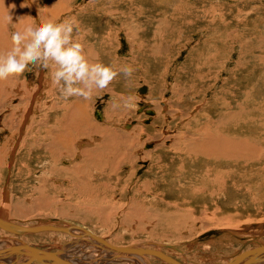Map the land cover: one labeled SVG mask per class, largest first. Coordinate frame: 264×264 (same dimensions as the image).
I'll return each mask as SVG.
<instances>
[{
  "label": "rangeland",
  "instance_id": "rangeland-1",
  "mask_svg": "<svg viewBox=\"0 0 264 264\" xmlns=\"http://www.w3.org/2000/svg\"><path fill=\"white\" fill-rule=\"evenodd\" d=\"M26 6L37 24L40 13L43 20L74 18L91 60L117 69L131 65L135 71L131 77L120 72L106 89H95L91 100L69 97L67 106L54 112L47 106L61 95L49 70L30 66L22 75L0 81V216L20 226L73 224L121 246H158L181 264H223L264 246V227L248 228L264 222V0H0V53L12 47L11 33L24 28L15 10ZM9 12L11 24L3 19ZM190 86L198 91L191 111L203 112L199 121L206 123L205 134L214 136L212 130L222 128L233 141L227 146L239 151L229 165L222 161L231 157L216 159L217 166L210 165L211 159L207 166L188 165L191 158H178L168 145L174 140L170 135L192 114L182 110ZM32 92L26 110L30 125L27 114L16 134L21 99ZM128 96L139 98L133 109L123 106ZM75 99L83 121L68 106ZM143 105L154 115L138 112ZM234 111L241 123H233ZM58 118L60 135L74 133L75 139L66 140L70 151L52 146L50 137L39 141L35 136L54 125L58 129ZM0 233L4 242L7 232L0 227ZM21 241L63 253L76 264H164L157 257L112 254L88 235L40 231Z\"/></svg>",
  "mask_w": 264,
  "mask_h": 264
},
{
  "label": "bare ground",
  "instance_id": "bare-ground-1",
  "mask_svg": "<svg viewBox=\"0 0 264 264\" xmlns=\"http://www.w3.org/2000/svg\"><path fill=\"white\" fill-rule=\"evenodd\" d=\"M12 1V0H11ZM242 1H245V0H242ZM34 2V1H33ZM238 2H241V0H238ZM158 7V6H157ZM17 8V7H16ZM48 9H50V8H48ZM40 10V9H39ZM16 12H17V17H18V19L20 20V27L22 28V27H25L26 25H28V24H37V23H35V18L33 17V16H31V14H30V12H29V8L26 6V7H22V8H18V9H16L15 10ZM50 11H51V9H50ZM215 14V13H214ZM13 15H15L16 16V14H13ZM39 17V19L42 21L43 19H42V17H41V13H40V16H38ZM126 17V16H125ZM170 17V16H169ZM174 19V18H173ZM165 20V19H164ZM172 20V19H171ZM154 21V20H153ZM156 21V20H155ZM166 23L168 24V22H167V20H166ZM19 24V23H18ZM159 24V23H158ZM22 25V26H21ZM166 27V26H165ZM170 27V26H169ZM168 27V28H169ZM20 28V29H21ZM167 28V29H168ZM23 30V29H22ZM164 30V29H163ZM162 30V31H163ZM166 30V29H165ZM171 30V29H170ZM169 30V31H170ZM167 31V30H166ZM172 32H173V30H172ZM171 33V32H170ZM168 34H169V32H168ZM158 35V34H157ZM172 35V34H171ZM162 36V35H161ZM160 36V37H161ZM167 36V35H166ZM163 38V37H162ZM169 38V37H168ZM158 39V38H157ZM161 40V39H160ZM156 41V40H155ZM158 44H159V42H158ZM146 46V45H145ZM169 47V46H168ZM148 50V49H147ZM149 51V50H148ZM155 50H153V52H154ZM160 52V51H159ZM92 54V53H91ZM49 86V85H48ZM13 87V86H12ZM183 88L185 87V86H182ZM177 87H175V89H176ZM188 88V87H187ZM185 89L184 91H185V93H184V95L186 94V92L187 91H189V95H187V96H190V99L189 100H187V106L184 108L183 107V109L182 110H184V115H186L187 113H192V111H191V107H192V103H193V101H192V99L196 96V94H197V92L198 91H196V87H194V86H190V88H188V89ZM34 90H35V88H34ZM187 90V91H186ZM250 90V89H249ZM14 91V90H13ZM27 91V90H26ZM26 91H24V92H26ZM10 93V92H9ZM14 93H15V91H14ZM242 93V92H241ZM248 93V92H247ZM8 94V93H7ZM6 94V95H7ZM244 94H245V92H244ZM26 95H28V96H26V99H25V96H23L22 97V99H21V101L22 102H24V108L22 109V112H21V115H20V119L18 120V124H17V126H16V131H15V133L17 134L18 133V131H19V128L21 127V124H23V123H25L26 122V119H27V114H28V120H27V122L29 121V120H31L32 119V116H29V113H27V111H29V106H30V104H31V101H32V95H33V92L32 93H26ZM247 95V94H246ZM22 96V95H21ZM180 96H182V94L180 95ZM236 96V95H235ZM7 97V96H6ZM185 97V96H184ZM246 98H248V97H246ZM59 100H57L56 102L54 101L53 103H51L49 106H47V108H48V110L50 109L51 111H53V110H55V109H61V110H63V108H65V106H67L66 105V103H67V101L68 100H65V99H63L62 97H60V98H58ZM243 99H244V97H243ZM25 100V101H24ZM76 100V99H75ZM64 101V102H63ZM182 101V100H181ZM62 102V103H61ZM69 102V101H68ZM72 102V101H71ZM246 103V102H245ZM4 104V103H3ZM180 104L181 103H177V107L179 108V106H180ZM227 104V103H226ZM71 105L73 106V107H75V111H77L78 110V112H79V115H78V117H79V121H83L84 119H82V107H80V103H79V100H76L75 102L73 101L70 105L68 104V106H70L71 107ZM238 105H240V104H238ZM19 106V105H18ZM243 106V105H242ZM264 106V105H263ZM44 107V106H43ZM69 107V108H70ZM146 107H148V106H146ZM239 107V106H238ZM31 108V107H30ZM237 108V107H236ZM253 109V108H252ZM15 109H13V111H14ZM27 110V111H26ZM32 110H34V107H33V109H31V111ZM239 110V109H238ZM240 110H242V107L240 106ZM250 110H251V108H250ZM254 110V109H253ZM252 110V111H253ZM259 110V109H258ZM257 110V111H258ZM261 110V109H260ZM262 110L264 111V108H262ZM9 111V110H8ZM69 111H71V110H69ZM153 111V110H152ZM243 111V110H242ZM34 112V111H33ZM54 112V111H53ZM219 112V111H218ZM236 111H234V112H232V119H233V123L234 122H239V123H241V121L240 120H237L238 119V114L237 113H235ZM240 112V111H239ZM245 112V111H244ZM248 111L246 110V113H247ZM14 113V112H13ZM13 113H11L12 115H13ZM146 113V112H145ZM249 113V112H248ZM10 114V115H11ZM147 114V113H146ZM237 114V115H236ZM10 115H8V118L10 119V118H12V117H14V116H10ZM147 115H149V114H147ZM153 115H154V112H153ZM203 115V112H201V110H199V111H195L194 113H192V114H190V115H187L188 116V119H187V121L185 122V123H183L182 125H180L179 127H180V129L179 130H176L177 131V133L174 135H170V137L172 138V139H174L173 140V142H171L172 144H168V145H170V148L173 150V152H176L177 154H178V158H180V159H182V160H184L185 158H187V160H188V158H191V161H193L192 163H188V165H192V166H196V167H203V166H207L208 165V160L207 159H211L209 162H210V165H211V162L213 163V165H215V166H217V160H219L220 158L222 159V157H224L225 159L228 157H234L235 156V151H236V158L237 157H239V151H237V149H235V151L233 150V149H231L229 146H227L228 144L229 145H233V141L231 140V139H229L228 138V136L226 135V134H224V130L221 128V130H219L218 129V131H215V130H212L213 132H216L215 133V135L213 136V135H206V134H208V133H206L205 131H208V128H204V126H205V124L206 123H204V124H200L201 122L199 121V119H200V117ZM224 115V114H223ZM227 115V114H226ZM63 116V115H62ZM62 116H59V118L60 117H62ZM66 116V115H65ZM65 116H63V117H65ZM152 116V115H151ZM213 116V115H212ZM215 116V115H214ZM255 116V115H254ZM31 117V118H30ZM230 117V116H229ZM58 118V125H59V127H58V129L57 128H55L54 126L52 127H50V128H48L46 131V133L43 135V136H40V134H39V130H38V128L36 129V132H37V130H38V132L37 133H35V134H37V135H35V136H37V138H38V140L40 141V139L41 138H43V139H45L46 137H50V138H47V139H50V142L52 143V146H54V147H56V148H60L61 147V149H65L64 151H67L68 149H67V147L68 146H70V144L68 145V143L66 142V140L68 139V138H70V139H72V138H74L75 139V137H73L74 136V133L73 134H70V135H67V133L66 134H61L60 135V133H62L61 132V121L60 120H62V118L61 119H59ZM170 118V117H169ZM172 118V117H171ZM217 118V117H216ZM228 118V117H227ZM250 118V117H249ZM257 118V117H256ZM65 119V118H64ZM220 119V118H219ZM230 119H231V117H230ZM102 120V119H101ZM172 120H174V118H172ZM218 120V119H217ZM216 120V121H217ZM227 120H229V118L227 119ZM251 120V119H250ZM5 121V120H4ZM33 121V120H32ZM46 121V120H45ZM50 120L49 119H47V123L49 122ZM57 121V120H56ZM55 121V122H56ZM78 121V120H77ZM132 121V120H131ZM210 121V120H209ZM219 121V120H218ZM244 121V120H243ZM247 121H248V119H247ZM11 122V121H10ZM54 122V121H53ZM52 122V123H53ZM74 122H76V121H74ZM211 122V121H210ZM231 122H232V120H231ZM34 123V122H33ZM36 123V122H35ZM44 123V122H43ZM218 123H220V122H218ZM26 124V123H25ZM66 124V123H65ZM128 124H129V122H128ZM132 125H133V123H131ZM207 124H208V122H207ZM210 124H212V123H210ZM216 124H217V122H216ZM216 124L214 125V127L215 128H217L216 127ZM224 124V123H223ZM234 124H237V123H234ZM257 124V123H256ZM24 125V124H23ZM29 125H30V121H29ZM31 125H32V123H31ZM35 125H37V124H35ZM44 125V124H43ZM57 125V126H58ZM131 125V126H132ZM221 125V124H220ZM46 126H48V125H46ZM73 126V125H72ZM176 126V125H175ZM211 126V125H210ZM229 126H230V123H229ZM31 127V126H30ZM29 127V128H30ZM42 127V126H41ZM89 127V126H88ZM123 127L126 129V127H125V124L123 125ZM193 127H195L196 129H194ZM208 127V126H207ZM232 127V126H231ZM247 127V126H246ZM93 128V127H92ZM91 127H90V129H92ZM128 128V127H127ZM131 128V127H130ZM210 128V127H209ZM22 129H24V127L22 128ZM64 129V128H63ZM62 129V130H63ZM95 129V128H94ZM148 129H150V128H145L144 130H148ZM175 129V128H174ZM183 129L184 130H186V131H183ZM235 129V128H234ZM233 129V130H234ZM97 130V129H96ZM239 130V129H238ZM252 130V129H251ZM71 131H73V130H71ZM70 131V132H71ZM75 131V130H74ZM232 131V130H231ZM243 131L244 132H246V130L245 129H243ZM32 132V131H31ZM77 132V131H76ZM113 132H115V131H113ZM168 132V131H167ZM174 132V131H173ZM251 132L252 133H254L253 132V130L252 131H250V133L249 134H251ZM20 133H22V131L20 132ZM107 133V132H106ZM206 133V134H205ZM235 133V132H234ZM248 133V132H247ZM26 134V133H25ZM24 134V135H25ZM115 134V133H114ZM160 134V133H159ZM20 135V134H19ZM113 135V134H112ZM118 135H120L121 137H126V138H128V137H131V136H129V134H125V133H120V134H118ZM147 135V138L148 139H151L152 140V138L154 137V136H152V135H148V134H146ZM117 136V135H116ZM168 136V135H167ZM17 137V136H16ZM33 137H34V135H33ZM114 137V136H113ZM160 137V136H159ZM162 137V136H161ZM160 137V138H161ZM164 137H166V136H163L162 138H164ZM169 137V138H170ZM233 137V136H232ZM35 138V137H34ZM56 138H58V139H60L59 140V142L58 143H55L54 142V139H56ZM120 138V137H119ZM132 138V137H131ZM169 138H167V139H169ZM228 138V139H227ZM30 139V138H29ZM70 139H69V142H70ZM225 139H227L228 140V142H227V144H226V142H223V140H225ZM28 140V139H27ZM37 140V141H38ZM46 140V139H45ZM121 140V139H120ZM23 141V140H22ZM21 141V142H22ZM43 141V140H42ZM118 141V140H117ZM166 141V140H165ZM32 142V141H31ZM49 142V141H48ZM236 142V141H235ZM247 142V141H246ZM38 143V142H37ZM41 143V142H40ZM71 143V142H70ZM108 143V142H107ZM123 143V142H122ZM157 143H158V141H157ZM28 144V143H27ZM29 144H33V143H29ZM43 144H45V145H47L48 143H43ZM55 144H59L58 146H56ZM97 144V143H96ZM115 144V143H114ZM235 144V143H234ZM237 144V143H236ZM245 144V143H244ZM248 144V143H247ZM51 144H49V146H50ZM148 145V144H147ZM38 146V145H37ZM111 146V145H110ZM119 146L120 145H118L116 148L114 147V146H112L114 149H118L119 148ZM158 147L160 146V145H157ZM161 146H164V145H162L161 144ZM234 146H236V145H234ZM53 147V148H54ZM121 147V146H120ZM123 147V146H122ZM126 147V146H125ZM148 147H151V145H148L147 146V148ZM157 147V148H158ZM48 148V147H47ZM98 148V147H97ZM103 148V147H102ZM41 149V148H40ZM129 149V148H128ZM71 150V149H70ZM70 150H68V151H70ZM107 150H109L110 151V149L108 148ZM163 150V149H162ZM249 150V149H248ZM47 151V150H46ZM109 151H106V152H109ZM118 151V150H117ZM243 151V150H242ZM97 153V152H96ZM111 153H114V152H111ZM242 153V152H241ZM246 153V152H245ZM85 154V153H84ZM109 154V153H108ZM118 154V153H117ZM98 155V154H97ZM102 155V154H101ZM106 155H107V153H106ZM147 155V154H146ZM160 155V154H159ZM246 155H247V153H246ZM62 156V155H61ZM157 156V155H156ZM249 155H247L246 156V158L248 157ZM254 156V155H253ZM52 157V156H51ZM87 157H89V156H87ZM103 157H105V156H103ZM102 157V158H103ZM113 157V156H112ZM176 157V156H175ZM209 157V158H208ZM95 158V157H94ZM106 158V157H105ZM104 158V159H105ZM108 158L110 159V157L108 156ZM108 158H106V159H108ZM137 158V157H136ZM157 158H158V156H157ZM230 158V159H231ZM245 158V159H246ZM253 158V157H252ZM255 158V157H254ZM88 159V158H87ZM91 159V158H90ZM97 159V158H96ZM119 159H121V158H119ZM217 159V160H216ZM220 159V160H221ZM229 159V160H230ZM244 159V160H245ZM261 159V158H260ZM114 160V159H113ZM127 160V159H126ZM224 160V159H223ZM247 160V162H248V159H246ZM255 160V162L257 161L256 159H254ZM92 161V160H91ZM95 161V160H94ZM93 161V162H94ZM103 161V160H102ZM105 161V160H104ZM110 161L112 162V160L110 159ZM109 160H107V162H110ZM116 161V160H115ZM119 161V160H118ZM234 161H236L235 160V158H232L229 162H228V160L227 161H222L223 163H226L227 165H229L231 162H234ZM243 161V160H242ZM110 162V163H111ZM66 163V162H65ZM86 163V162H85ZM106 163V162H105ZM109 163V164H110ZM251 163V162H250ZM100 164V163H99ZM98 164V165H99ZM106 164H108V163H106ZM118 164V163H117ZM236 164V163H235ZM85 165V164H84ZM88 165V164H87ZM120 165H121V163H120ZM119 165V166H120ZM181 165V164H180ZM243 165V164H242ZM106 166V165H105ZM110 166V165H109ZM113 166V165H112ZM212 166V165H211ZM90 167V166H89ZM99 167V166H98ZM185 167H187V164L186 165H184L183 166V168H185ZM200 169V168H199ZM215 169V168H214ZM78 170H80V168H78ZM88 170V169H87ZM72 171H74V169L72 170ZM75 171H77V170H75ZM96 171V170H95ZM183 171V170H182ZM70 172H71V170H70ZM79 172V171H78ZM82 172V171H81ZM93 172H94V170H93ZM98 172V171H97ZM108 172V171H107ZM214 173L213 174H217L218 173V171L217 170H214L213 171ZM73 173V172H72ZM71 173V174H72ZM77 173V172H76ZM76 173L74 174V176L76 175ZM90 173V172H89ZM181 173V172H180ZM186 173V172H185ZM82 174V175H81ZM80 174V172L78 173V175L79 176H82L80 179H82L83 178V173H81ZM86 174V173H85ZM95 174H97V173H95ZM100 174V173H99ZM182 174V173H181ZM212 174V173H211ZM78 175H76L77 177H78ZM94 174H92L91 176H93ZM98 175V174H97ZM101 175V174H100ZM109 175V174H108ZM179 175V174H178ZM183 175V174H182ZM206 175V174H205ZM91 176H89L90 178H91ZM96 176V175H95ZM77 177H76V179H77ZM85 177V179H86V176H84ZM88 177V176H87ZM96 178V177H95ZM209 178V177H208ZM89 179V178H88ZM195 179V178H194ZM216 179V178H215ZM92 180V179H91ZM95 180V179H94ZM93 180V181H94ZM214 180V179H213ZM84 181V180H83ZM101 181V180H100ZM217 181V180H216ZM102 183V182H101ZM104 183V182H103ZM98 184V183H97ZM100 184V183H99ZM88 188V187H87ZM92 188V187H91ZM97 194V193H96ZM96 199V198H95ZM125 205V204H124ZM1 219L2 220H4V221H7L4 217H1ZM8 222V221H7ZM10 223V222H9ZM12 224V223H11ZM63 224H65V223H63ZM14 225H16V224H14ZM39 225H50V226H56V227H66V228H68L69 230L67 231V233L68 234H71L73 237H76V238H78V236H89V240H92L94 243H96L97 244V246H100V247H103L104 248V250L105 249H107V250H109V252H111L112 254H114V253H117V254H121V256L122 255H124V256H130V257H134V256H137L138 258H140V257H142V258H154V257H157V258H160V259H162V260H164L163 262H164V264H176V263H178V264H181L180 262H178L176 259H174V258H172L171 256H169V255H167V254H165V253H163L162 251H161V249L158 247V246H154L153 248L152 247H146V246H142V245H131V246H121V245H116V244H114V243H112V242H110L109 240H107V239H105L104 237H100V236H98V235H95L94 233H92V232H88L87 230L85 231V230H83V229H85V228H81V227H79V226H77V225H73V224H70V225H67V226H59L60 225V223H47V224H37V225H35V226H39ZM20 226V225H19ZM22 227H33V225H26V226H22ZM249 227H252V228H260V227H264V222L262 223V222H260V223H252V224H249V226H248V228ZM3 228H1V232L3 233V232H7V235H4V236H7L6 238H5V240H4V242H0V251L1 250H7V248H10V247H16L17 249L15 250V251H4L3 253H0V264H25V263H27L30 259L33 261V263L32 264H53L52 262H49V261H45V262H37V258L38 257H35V258H33V257H31L30 256V254H31V252L29 253V250L28 249H24L23 247H31V246H28V245H26V244H24L22 241H21V237L22 236H24V235H27V234H29V233H34V232H32V231H27V230H25V231H21V232H19V233H13V232H9V231H7V230H5V231H3L2 230ZM42 231V230H41ZM43 231H58V230H43ZM36 232H40V231H36ZM61 232H65V231H61ZM1 234V233H0ZM18 235V236H17ZM19 237V238H18ZM0 241H1V239H0ZM76 242V241H75ZM2 244V245H1ZM74 244V243H73ZM116 247H121V248H129V249H133V250H138V251H141V252H139V253H137V252H121V251H117L116 250ZM31 248H34V247H31ZM102 248V249H103ZM35 250H39V251H45V252H50V253H52V254H54V255H56V256H58V257H60V258H62V259H64V260H66V261H68V262H70V263H72V264H76L73 260H71L70 258H68V257H66V256H64V254L62 253H57V252H51V251H49V250H45V249H37V248H34ZM25 250H28V252L27 251H25ZM73 252V251H72ZM97 254V253H96ZM107 254H108V252H107ZM161 255H164V256H167V257H169V258H171L173 261H175V262H171V261H167V260H165L164 258H162V256ZM92 256V255H91ZM96 256V255H95ZM237 256V255H236ZM235 255H234V257H236ZM123 257V256H122ZM234 257H232V258H230V259H228L225 263H223V264H227V263H229V262H231V260L234 258ZM99 258V257H98ZM92 259V258H91ZM124 259V258H123ZM128 259V258H127ZM135 259V258H134ZM106 260V259H105ZM101 261V260H100ZM102 261H103V259H102ZM130 261V260H129ZM133 261V260H132ZM148 261V260H147ZM96 262H98V261H96ZM105 262V261H104ZM146 262V261H145ZM144 262V263H145ZM162 262V263H163ZM89 263V262H88ZM108 263V262H107ZM147 263V262H146ZM78 264V263H77ZM91 264V263H90ZM104 264V263H103ZM142 264V263H141ZM249 264H264V254H261V256L259 257V259L258 260H255V261H253V262H250Z\"/></svg>",
  "mask_w": 264,
  "mask_h": 264
},
{
  "label": "clouds",
  "instance_id": "clouds-1",
  "mask_svg": "<svg viewBox=\"0 0 264 264\" xmlns=\"http://www.w3.org/2000/svg\"><path fill=\"white\" fill-rule=\"evenodd\" d=\"M3 19L8 24L13 23L10 12ZM79 31L74 18L63 21L48 18L13 31L12 47L0 53V81L22 75L31 70L30 66L47 69L63 99L75 96L91 100L95 89H106L120 72L131 77L135 71L131 65L117 69L114 64L91 60ZM138 99L128 96L123 106L133 109Z\"/></svg>",
  "mask_w": 264,
  "mask_h": 264
},
{
  "label": "water",
  "instance_id": "water-1",
  "mask_svg": "<svg viewBox=\"0 0 264 264\" xmlns=\"http://www.w3.org/2000/svg\"><path fill=\"white\" fill-rule=\"evenodd\" d=\"M142 109H145V112L149 115L153 114V111L151 109H148L146 106H141L137 111L140 112ZM95 117L98 120L102 119L101 113L99 110H95L94 112ZM145 122H147V120H145ZM125 127H129V124H125ZM0 227L3 228L4 230H7L9 232H13V233H19L21 231H32V232H36V231H43V230H58V231H65L67 232L69 229L66 227H56V226H50V225H39V226H33V227H22L19 225H14L11 224L7 221H4L1 219L0 216ZM24 249H28L29 253L31 252L30 256L35 258H37V262L41 263V262H45V261H49L52 262L53 264H72L50 252H45V251H39V250H35L34 248L31 247H23ZM17 248L15 247H10L7 248V250H1L0 253H3L4 251H15ZM28 250H25L28 252ZM117 251H121V252H141L138 250H133V249H129V248H121V247H116ZM261 254H264V246H260V247H256V248H252L249 249L245 252H242L240 254H238L236 257H234L231 262L227 263V264H249L250 262H253L255 260H258L259 257L261 256ZM162 258H164L167 261H171V262H175L173 261L171 258L161 255ZM33 260V259H32ZM31 259L25 263V264H32L33 261ZM178 264V263H176Z\"/></svg>",
  "mask_w": 264,
  "mask_h": 264
}]
</instances>
